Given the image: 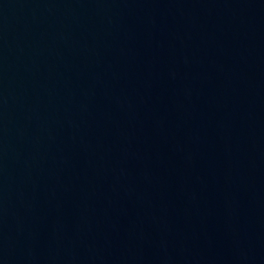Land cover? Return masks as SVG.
Masks as SVG:
<instances>
[{"label":"water","instance_id":"1","mask_svg":"<svg viewBox=\"0 0 264 264\" xmlns=\"http://www.w3.org/2000/svg\"><path fill=\"white\" fill-rule=\"evenodd\" d=\"M0 264H264V0H0Z\"/></svg>","mask_w":264,"mask_h":264}]
</instances>
